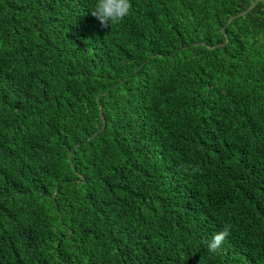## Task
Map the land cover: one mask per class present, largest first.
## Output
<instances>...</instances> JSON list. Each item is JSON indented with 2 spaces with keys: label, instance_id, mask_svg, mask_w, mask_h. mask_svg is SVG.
Instances as JSON below:
<instances>
[{
  "label": "trees",
  "instance_id": "16d2710c",
  "mask_svg": "<svg viewBox=\"0 0 264 264\" xmlns=\"http://www.w3.org/2000/svg\"><path fill=\"white\" fill-rule=\"evenodd\" d=\"M95 3L0 0V264H264V0Z\"/></svg>",
  "mask_w": 264,
  "mask_h": 264
},
{
  "label": "clouds",
  "instance_id": "9594fccd",
  "mask_svg": "<svg viewBox=\"0 0 264 264\" xmlns=\"http://www.w3.org/2000/svg\"><path fill=\"white\" fill-rule=\"evenodd\" d=\"M131 9L130 0H96V3L91 11L102 28H108L113 24L120 23L129 14ZM230 235V226H225L224 229L216 233L210 241H205L208 250L215 253L220 249V246Z\"/></svg>",
  "mask_w": 264,
  "mask_h": 264
}]
</instances>
